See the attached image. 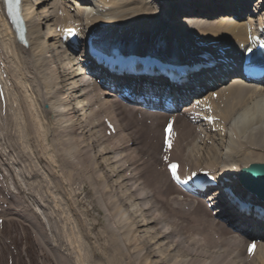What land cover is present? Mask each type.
<instances>
[{
  "label": "bare ground",
  "instance_id": "obj_1",
  "mask_svg": "<svg viewBox=\"0 0 264 264\" xmlns=\"http://www.w3.org/2000/svg\"><path fill=\"white\" fill-rule=\"evenodd\" d=\"M50 1L51 0H37V2L34 3L31 0H26L25 11H26V16H27L28 21H29L30 29L32 31L31 33H32L33 38H31V39L34 41V45H35V51H36L35 56L38 59V65L36 68L38 70V74H37L38 80L41 78V80L39 81V82H41V88H43L46 91V95H47V96L46 95L43 96V98L45 97V99H44V102H42V103L51 102L50 103L51 109L48 111H44L43 115L41 114L44 118V121L46 122V128H47L45 133L43 131L44 134L42 136H47V135H49V132H50V134L52 136H49V137H51V139H54L56 134L58 136H59V134L63 135V136L66 135V137L70 134V137H71V135L73 137V133H75V130L76 129L79 130L78 125L77 126L73 125L74 127L65 126V127H67L66 131L60 130L61 128H59V130H60L59 132H58V130H54V129L50 130V129L53 128V124H54L52 116H51L52 114H54V111L58 112V113L56 112L55 114H61L64 116L65 112L66 113H67V111L69 112L70 109H72V111H73V110H76L79 108V107H75V108L69 107V101H68L69 99H67V96H65V92L67 90H69V92L72 94L75 92L74 89L78 86V82L73 81V80L80 76V74H79L80 72L75 71V69H74L75 64H73V62L70 61V59L68 57H67V60H69V61L65 60L64 55L62 53L59 54V53H57V51L55 52V49L57 50L60 48L59 37L57 34V26L58 25H69V24H71V22L69 23V21H68V20H70V16H71L70 10H74V9L70 8V10H69L67 8L68 6L59 7L58 2H60V0H57L58 2L57 3L55 2L56 4L51 6V9H53V11L49 12V10L47 11V9L50 5V3H49ZM70 1H73V0H70ZM167 1H170V0H167ZM196 1H197L196 5L199 6L198 7L199 11H201L203 13L205 12L207 15V19H205V21L207 23L199 22V21H202L203 17H200L199 14H194L198 10V8H192L193 10L192 9H184L181 5L179 6L177 3H171L170 2V8L168 10H166V15H165L166 18H169V21L172 22L171 27L173 30L170 32V34L165 33L164 25L161 23V21L157 20V15H159V13H155L156 11L152 10V6H150L149 0H110L108 3L112 6V8H110L109 10H107L105 12H102L101 10H99L95 13V15L92 13V8H91V12L90 11L86 12V10L88 8H86L85 6L84 7L80 6L81 4H78V3H76L75 6H76V11H77V16L83 17L84 24L87 27L93 26L94 24H96V22L98 20H104L105 22L106 21L114 22V24L110 26V27H112L113 31L119 33L123 39H126L128 41H134V42L142 43L141 47H144L147 45H152L153 42H150L149 38L152 37V38L156 39L160 35L163 37H167L168 40L172 39L173 44H175L176 47H178V44L180 43V41H186V42H189L191 44L208 45V47H210V49H212V50H217L219 48H222L225 51H227V56L229 57V61H231V63H232L231 69L234 68V64L239 60V52L241 51L242 48H244L246 45H248V43L251 42L252 33L248 30L245 22L233 20V18L231 17V15H233V14H230V11L228 9L219 10L220 8H223L226 5L225 0H196ZM44 2H46V5H43L41 8H39L40 10L37 7H35L37 4H40V3L42 4ZM259 3H264V0H260ZM186 4L187 3H184V5H186ZM203 4H207V5H205L204 8L202 9L201 6ZM257 5H259V4H257ZM82 7L84 9H81ZM215 11L218 12L216 15L214 14ZM185 12L188 13V15L185 16L186 19L182 23H178L177 18L180 15L179 13H185ZM153 15H155V16H153ZM208 15H212L213 17L212 16L208 17ZM148 18L150 19L151 25L152 26L154 25V27H156V28H154L155 30H152L151 29L152 26H151L147 30L145 35L141 36V28H145L146 26L149 25L148 24L149 23ZM1 19H2V17L0 16V21H1ZM52 19H56V22H55V24H53L54 26L53 25L50 26L48 24L49 32H47V34H49V35L43 34V27H44V25H46V24H42L43 21L46 20V23H48ZM79 21H80V19L76 22H79ZM135 22H138V23H135ZM128 24H130V25H128ZM78 25L82 26L81 23ZM199 28H202V29H199ZM192 32L196 35H193ZM47 38H48V40L49 39L52 41L55 40L56 43L59 44V46L57 47L56 46L57 44H55L54 42H53V44H49L47 41ZM23 51H25V49L22 47V45L17 43L15 41V39L14 40L11 39V42L9 43V46L7 49V54H8L9 58L12 56L11 60H12L13 64L15 65V67L16 68L18 67L17 70H18V73L21 77L25 76L24 75L25 71L29 72L31 70V67L27 66L26 62L24 61V57L22 54ZM53 51H54V53H53ZM64 53L66 54V52H64ZM20 61H21V63H20ZM64 61L65 62L67 61V62L64 63ZM81 61H84V60H81ZM64 70H65V72L67 70L70 71V72H68L67 76H70L71 78H69L67 82H65V81L63 82V78H65V76L63 75ZM28 80L29 79H27V81ZM71 81H73V82H71ZM57 85H59V86H57ZM263 86L261 87V86L249 85V84H246L245 82L241 81L240 79L235 78V80L232 81V83L230 85H226L219 90V93H220L219 99L217 101H215L216 113L219 115V117H221V119L223 121H225V123H227V125H231L230 122L233 121L234 119L236 120V117L239 119L238 125L233 124L234 138L232 140H228V141H231V143H229L228 145H227L228 141L225 140L224 137L223 138H214L215 142H216V140L218 142L212 146L208 145V146H205V148H202L201 145L200 146L196 145L195 141H196L198 134L196 132H194L193 128H195V127L192 126V124H190L189 120L187 119V116H189L191 113H188V114L187 113L186 114L179 113L177 115L176 122L178 124L179 129H181L182 135L184 137V144L188 145L189 148L191 147V149H189V148H188L189 150L187 149L188 154H186V157H183V158H185L184 162H183V164H184L183 165V168H184L183 171H189L190 169H192L194 167H200L202 165H206V166L211 167V168L220 167L219 170L221 172L224 171L225 167L231 168L232 166H236V168L233 167L231 170V171L235 172V171H238L240 168L244 167L250 161L264 162V87ZM39 88L40 87H37V89H36L35 86L33 85L31 88L32 93L35 94L36 91L39 90ZM18 90L20 91L18 94H21L22 88L21 89L18 88ZM18 90H16V92ZM104 93H107V92L97 93L96 95L93 96V99H95L98 102V99L102 96V94L104 95ZM57 95L60 96V99L57 98L55 100V97ZM35 96L37 97V95H35ZM39 97H41V96H38V98L36 99L37 102L39 101L38 100ZM52 98H54V99H52ZM9 101L11 102L10 97H9ZM21 101L22 102H19V103L21 104L22 110L20 109L19 112L22 113L24 122L28 124V122L24 118V113L27 114L28 121H32V122H30L31 125H29V127L30 126L32 127V128L30 127L32 131L29 128V132L30 133L31 132L40 133V129L35 127V123L38 122V120L36 121L37 113H35L33 108H32L30 114H28L29 113L28 107L30 105H28L23 98ZM55 101H57V103ZM254 102H255V104L252 105V103H254ZM113 103H114L116 109L119 110V112L121 113L122 116L125 115V116H127V117L129 116L131 118V121H129V123L131 125L129 127L130 128L132 126L137 127V129L135 128L137 131H135V132L133 131V132L136 136L140 135L142 137V138L137 139L138 143L141 144L144 142V144H146L147 148H148V142L150 141L149 145H150L151 156L149 159L151 160L154 157H155V159L153 161L151 160L150 164L146 162L147 163V164H145V165H147L146 169L143 168L144 164H143V166H140L141 168H139L140 173L143 174L145 177L144 183L146 182V186H147V188L145 186H143L144 188L139 190V193L141 194V196H143L146 189L151 190L150 191L151 194L147 195V197H143V198L146 199V198L151 196V200L149 202H146V203L149 204L150 202H153V198H154L155 202L160 204L159 205L160 208L156 207V209L158 208L157 211L163 210L162 212H160L159 217L151 216L148 219L146 217L147 214H143V215H141L140 220H138L136 222H132V224L130 222V226L132 225L135 228V230H137L138 226L148 225L149 223H152V222H156V224L159 223V225H160V223H162L163 221L165 222V220H163V218H164L163 213L165 212V214H167V216L170 217V220H172L171 222H169V219L167 217L168 221L166 220L167 221L166 224H168V222H169L168 225H170V227L165 228L166 225H164L162 227L159 226V228L158 229L156 228L154 233L152 231V234H150V236H149L153 240H150L148 238H146V240L147 241L149 240L151 243H155L156 240H154V239H156L157 237H158V239H160L161 237L165 238V239H169L171 236V237L175 238L174 239L175 241L174 240L171 241V239L168 241V242H171V244H168V243L166 244V245H168V247H165V248H168L166 251L162 250L163 248L161 249V251L157 250V247L161 248L160 245L158 246V244H157V246H155L156 248L153 245V247H154V248L152 247L153 250H150L152 248L145 247L147 245V243L145 242L146 240L134 239L135 237H130V238H127L128 236L125 237L126 242H125L124 246L122 245L123 249L121 247V244H119L117 242L116 243L115 242H113V243L108 242L109 245H108L107 249H109L110 251H107L106 254L103 253V251L102 252L100 251L103 256L105 255L104 257H106L108 264H123L125 262V259H127L131 256L133 257L134 253L135 254L137 252L140 253L141 250H145V249L147 251L146 253H148V255H147L148 260L146 259V263L150 264L151 261L148 262L149 259L151 258L150 254H152V256L154 254V256L160 255L162 262H164L163 260H165V261H168L170 264H178L179 262L177 263V261H176L177 257L183 255L182 256V262L180 264H187V261L185 258V256H186L185 253L182 255L175 253L173 258H172V256H170L171 253L170 254L168 253L169 252L168 250L171 249V247H173L172 245L178 239H180V238H178L180 236H177L178 233L180 232V235L186 234V233H183L186 231V229H190V230L193 229V231L196 229L195 235L196 234H199V235L202 234V231H204V234L206 232L209 235V243L207 246H210L211 249L222 247V248H229L228 250H230L231 253H235L236 251H239V253H242L241 249H243V245L246 241L245 238L242 236L236 235L227 226H225L221 222L215 220V218L212 217V214L210 213L209 209L204 205L202 200H200L199 198L198 199L190 198V196L188 194L181 191L176 185H174L172 183V181L168 178V175L166 174V172L162 171L156 165L160 162V161L156 160V158L158 159V156H157L158 148L161 146V151L163 149L162 142H161V145L159 146V141H160L159 137H161L160 131H159V126L161 125V122L164 119L165 120L167 118L169 119L171 116H175V115L173 113H161V112L152 113L145 108L138 107L137 105L125 104L122 102V100L117 99L115 96L113 98ZM25 105L27 107H24ZM90 105H92V104H90ZM10 106H11V104H8L7 112L8 111L10 112L11 107H12V106L11 107ZM258 107H261L260 112H259L260 115H259L257 120H253V116L257 114ZM25 109H26V112H25ZM81 109L82 108H79V111ZM23 111H24V113H23ZM75 112H78V110H76ZM95 112L92 114L91 117H89L88 120H85L82 118L83 119L82 121H86L85 126H88L89 128L91 126V129L93 127H95L96 123L97 124L100 123L99 119H97V120L93 119V115H95L96 117H100V112L99 111L98 112L95 111ZM104 112H105V110H104ZM70 113L71 112H69L67 114H70ZM55 114H54V116H55ZM79 114H81V113L79 112ZM79 114L77 116H79ZM29 117H30V119H29ZM96 117H94V118H96ZM79 118H80V116H79ZM0 119H1V117H0ZM2 119H3V121L5 120V118H2ZM80 120H81V118H80ZM16 123H18V122H16ZM125 123H126V119H124V122L122 123V125L123 126L125 125V127H126V125H129L128 122H127L128 124H125ZM49 125H50V127H49ZM163 126L164 125H161V130H163V128H164ZM63 129H65V128H63ZM123 129H124V127H123ZM153 130H155L156 135L153 133ZM69 131H71V133H69ZM105 131H106V129H105ZM54 132L56 134L53 135ZM59 138L62 139V143H64L68 147H70L71 144L72 145L75 144L74 143L75 141H73V139H75V138L69 139V137H68V139H66V140L60 136H59ZM105 138H106V136L104 137V139ZM51 139H48V140H51ZM202 139H204V138H200L199 141H201ZM221 141L223 142L222 145L226 144V146H222L220 144ZM34 143H35V141L33 142V147H34ZM60 143H61V140H60ZM247 143H248V145H247ZM44 144L45 143L43 142L41 147L38 148V150L40 153L43 152L46 154L47 148ZM221 146H222V148H221ZM49 147H51V146H49ZM51 148H53V147H51ZM71 148H73V147H70V149ZM245 148H247V149H245ZM63 149H65V148H63ZM73 149H75V148H73ZM73 149L71 151H73ZM77 149H78V147H77ZM224 149H225V152H223ZM244 149L246 150L245 153L243 152V151H245ZM38 150H36V152ZM20 151H23V149L19 150L18 152L14 151V153L18 154ZM161 151L159 153H161ZM194 151H196V154L193 153ZM204 151L207 152L206 153L207 155H205L206 156L205 159L207 161V164H205L206 162H204V164H203L202 159L200 157L201 152H204ZM129 152H130V150H129ZM67 153H68V151L66 152V154ZM22 154H25V153H22ZM37 155H39V154H37ZM98 155H103V152L99 153ZM2 156H5V154L3 152H2ZM195 156H199L200 158L197 157V160H196ZM87 157L89 158V156H87ZM100 157H94V158L99 159ZM113 157H115V161H122V165L124 164L125 161L121 160L120 157H118V156H113ZM16 158H17V156H16ZM16 158L14 159V161L16 160ZM39 158H40V155H39ZM71 159H70V162L74 161L73 157ZM23 160H24V158L19 160V161L22 162ZM78 160H79V158H78ZM56 161L54 160L55 163H56ZM79 161L77 162L78 165L81 164V162L79 163ZM90 161L91 160H88L87 167H88ZM103 163L104 162L102 161L101 164H103ZM75 164H76V162H75ZM99 164H100V162H99ZM75 166H77V165H75ZM32 168H34V165L30 166V168L24 167L22 169V171L24 170V173L26 174L27 178L38 176V175H31L30 174ZM81 168H83V167H81ZM37 169H38V167H37ZM117 169H115V171ZM83 170H84V168H83ZM138 171L136 172L137 174H138ZM106 172H109V171H106ZM118 172H121V171H118ZM109 174H112V172L111 173L109 172ZM107 175H108V173H107ZM114 176H115V174H114ZM116 176H117V174H116ZM100 177H103V176H100ZM55 180H56V178H55ZM101 182H103V183L97 184V186L95 185V183L92 184V185H94L93 186L94 189L97 190V193H95L96 195L99 194L98 193V191H99L98 187L100 188V190H102L101 188H103V192H104V190H105V192L107 191L108 180L104 177L101 179ZM104 184H106V186ZM125 188H126V185H125ZM23 192H26L25 189H23L21 193H23ZM101 194H102V192H101ZM128 194H130V193H128ZM133 194H136V192L131 191V195H133ZM28 195L32 198L31 194H28ZM103 197H104V194H103ZM132 198H134V197H132ZM125 199H128V198L125 197ZM137 199H142V198H137ZM22 201L25 203L24 198L22 199ZM112 201H114L113 198H112ZM113 203L114 202H112V204ZM112 204H110V205H112ZM113 205H116V204H113ZM94 206H97V203H95ZM152 206L155 207L156 204H153ZM110 207L112 208L113 206H110ZM108 209H109V206H108ZM103 213L105 214V212H103ZM138 216H139V214H138ZM35 225L38 228L40 227L36 223H35ZM136 225H138V226H136ZM43 227H44V225H43ZM132 231L133 230L129 228V230L125 231V232L126 233L127 232L132 233ZM111 232H113V231H111ZM248 232H250L251 234L254 233L258 236L260 235L259 231L256 229H253V230L250 229L246 233H248ZM87 233H89V231ZM172 233H176L177 235L174 236L175 235L174 234L172 236ZM191 233L194 235V233L192 231H191ZM187 235L188 236H185V238L187 237L186 242L184 240L185 238H182V240L180 242L178 241L179 244L176 242L178 245L176 244L175 247H177L178 249L184 247L186 245L185 243H188L187 239L192 237L191 235L189 236V234H187ZM167 236L169 238H167ZM204 236H203V238H204ZM143 238H145V237H143ZM87 239H90V238L87 237ZM204 240H206V239L204 238ZM157 242H159V240H157ZM134 243H139V245H141V248L137 252L133 253L131 251V249L134 247ZM190 244L197 246L198 248L199 247L208 248L207 246L201 245L202 243L201 244H198V243L194 244L191 241ZM204 245H205V241H204ZM93 246H95V244ZM97 246H98V244H97ZM135 246L136 247H134V251H135V249H137L138 245H135ZM39 247H40L41 253H44L42 255L44 258L43 264H47L48 261L45 260V257H47L48 255H47V252H46L45 247H44V242L41 246L39 244ZM92 247H91V254H92ZM210 248H208V249H210ZM70 249L72 250L71 247H70ZM258 250L259 251H258L257 256L258 257L261 256V262L263 264L264 263V242H262L259 245ZM158 251H159V253H158ZM193 251H195V250H193ZM245 251H246V247H245ZM75 252L77 253L78 250ZM100 252H99V254H100ZM192 252H190L191 255H196V254H193ZM94 254H96V253H94ZM235 255L237 256L236 253H235ZM80 256H81V254H80ZM82 256H83V254H82ZM91 256H93V254ZM216 256H215V254H213L211 256V258H213V260H214L215 258H217ZM94 257H95V255H94ZM99 257H100V255H99ZM99 257L97 256L95 263L99 262ZM69 259H70V257H69ZM103 259H105V258H103ZM241 259L244 260V261L242 260V263L240 261ZM81 260H83V259H81ZM151 260H153V259H151ZM236 260H239V262H236L235 264H245V262H246L245 256L243 258H241V255L240 256L238 255ZM76 262H77V259H76ZM78 262L80 264V261H78ZM70 263H71V261H70ZM135 263H136V261H135ZM74 264H76V263H74ZM189 264H194V263L192 262ZM246 264H247V262H246ZM259 264H261V263H259Z\"/></svg>",
  "mask_w": 264,
  "mask_h": 264
},
{
  "label": "rangeland",
  "instance_id": "obj_2",
  "mask_svg": "<svg viewBox=\"0 0 264 264\" xmlns=\"http://www.w3.org/2000/svg\"><path fill=\"white\" fill-rule=\"evenodd\" d=\"M33 1L35 2L37 0H33ZM69 1L68 0H60V2H58L57 0H51L49 2L50 5H49L47 11L49 10L50 12H52L53 9H51V6H53L54 4H56L58 2L59 7L68 6L67 8L69 10H70V8L74 9V10H70L71 16H70V20H68L69 23L70 22L75 23L79 19L80 20L82 19V21H84L82 16L81 17L77 16L76 6L72 7L73 3L69 2ZM176 1L179 2L180 3L179 5H181V6H186L188 4V1L186 2V0H174V2H176ZM44 3L39 4L37 8L39 9L43 5H46V2H44ZM184 3H187V4L184 5ZM80 6H82V5H80ZM150 6H152L153 11H156V12L158 11V9L156 8V5H154V3L150 2ZM83 7L81 9H84ZM182 16H184V14L180 15L177 18L178 23H182L183 19H180ZM55 22H56V19H52L48 23H46V20H44L42 24H46V25H44V27H43V34H47V32H49L48 24L50 26H52L53 24H55ZM147 28H149V27H147ZM199 29H202V28H199ZM192 34L196 35L193 32H192ZM47 35H49V34H47ZM48 38H47V41L49 44H53V42H54L55 44H57L56 45L57 47L59 46V44L56 43L55 40H53V41L50 39L48 40ZM56 51L59 54H61V53L63 54V51L60 48L57 50L55 49V52ZM53 53H54V51H53ZM66 62L64 61V63H66ZM20 63H21V61H20ZM74 69L79 70V66L75 65ZM68 72H70V71L67 70L65 72V70H64L65 74H63V75L65 76V78H63V82H64V80H65V82H67L68 79L71 78L70 76H67ZM25 73L27 75V71H25ZM25 73H24V75H25ZM35 78L38 79V76L36 75ZM81 79L82 78L77 77L73 81L78 82V84L80 85L83 83V80L81 83ZM40 80H41V78L39 79V81ZM73 81H71V82H73ZM39 83H40V85H39L40 88L34 94V95H37L36 99L38 98V96L46 95V91L43 88H41V82H39ZM227 85H229V84H227ZM252 85H256V84H252ZM34 86L37 89L36 85H34ZM57 86H59V85H57ZM262 86L263 85H261V87ZM40 89H42V91H40ZM19 92L20 91L18 90L16 93L18 94ZM84 92L85 91H83V92L75 91L72 94L69 92V90H67L65 92V96H67V99H69L68 100L69 101V107L75 108L77 106H81L82 104H84V102H85L84 97H82V94H84ZM78 96H81V97L79 98ZM57 98L60 99V96L57 95L55 97V100ZM44 99H45V97H44ZM52 99H54V98H52ZM78 99H79V101H78ZM30 102L32 105L28 107V111H29L28 114H30L32 108L36 109L34 102L33 101H30ZM55 102L57 103V101H55ZM37 103H39V101ZM47 103L43 106V109H49L51 107V104H50L51 102H49L48 104ZM253 104H255V102L252 103V105ZM93 106H94V103L91 105V107H93ZM24 107H27V106L25 105ZM40 107L41 106H39V108ZM79 108L76 109V110H78V112H75L76 110L72 111V109H70L69 112H71V113L67 114V113H69L67 111V113L65 112L66 115L64 114V116L61 114H55L57 111H54L55 116L53 115L54 116L53 117V123H54L53 128H51V129L49 128L50 130H52L54 128H61L60 130L66 131L67 127H70V126L74 127V126L78 125L79 130H77V129L75 130V133H73V137H72V135L70 137L69 133H71V131H69V133H68L69 135L67 137H66V135L63 136V135L59 134V136L63 137L65 140L68 139V137H69V139L75 138V139H73V141H75L74 142L75 144L70 145V147H73L75 149H73V148L70 149V147H68L67 145L62 143V139H60L59 136L55 133L56 131L53 133V135L56 134L54 139H51V137H49V136H52L50 134V132H49V135L42 136L45 133L47 128H46V122L43 120L44 119L42 116L43 114L41 115V113H38V115H41L43 119L41 120L39 117H36V121L38 120V122L35 123V127L40 129V133H34V132L30 133L29 132V128L31 127V126L29 127V125H31L30 122H32V121H28V116L26 113H24V111H23L24 118L28 122V124H26L23 120H21V117L19 116V118H18L19 122L16 119V122H18L17 124L7 126V132H8V136L10 138L8 143H10V144L12 143V145L15 146L16 147L15 149H17V150L22 149L24 147V148H26V151L29 152V155L22 154V153H24V151H20L18 154L16 153V156H17V158L15 157L16 162H17V160L19 161V160L24 158V160L21 162V164H22V168H21L22 175L24 176V178L26 177L24 170L22 171V169L24 167L30 168V166H33V165H34V168L31 169L30 174L31 175H38L35 177H29V178L26 177L27 179L24 181V186L29 191V193H27V195L31 194V196L33 198L31 201H28V204L26 205V210L30 214L27 215V217L21 216V218H17V217H15V218L18 219L23 224H28V222H25L28 220L33 222V223H35V221H36V224L40 226L38 228L35 224L32 223L31 227H32V230L36 231L39 234L38 237H39V241H40V243H39L40 246L44 242V247H45V250H46L47 255H48V256L46 255L48 258L45 257V260L48 261L47 264L48 263L49 264H74V263L79 264L78 261H80V264H108L106 257H104L105 255L103 256L101 254V252L103 251V253L106 254L107 251H110L109 249H107L109 243H113V242L116 243L117 242V243L121 244V247L123 249V246L126 242L125 237H127V236H128L127 238L135 237L134 239L146 240V238H148L150 240H153V239H151V237H149L150 234H152V231L154 233L155 229L156 228L158 229L159 226L162 227V226L166 225L167 227H170V225H168V224H169V222L172 221V220H170V217H168L167 214H165V212H164L163 213V216H164L163 220H165V222L163 221L162 223H160V225H159V223L156 224V222H152V223H149L148 225H142V226L136 225V226H138L137 230H135V228L132 225L130 226V222L132 224V222H136V221L140 220L141 217L138 216L139 213L142 212V215L147 214L146 217L149 219L151 216H153L157 212L158 208H160L159 207L160 204L156 203L155 199L153 198V202H151V203H152V205L156 204V206L153 207L151 205V207H149L148 209H145L144 202H149L151 200V196L146 198V199H144L143 197H147V195H150L151 190L146 189L143 196H141V194L139 193V190L144 188L143 186H145L147 188L146 182L144 183L145 177L143 174L140 173L139 168H141L140 166H143V164H144L143 168L146 169L147 165H145V164H147V163L150 164L151 160L153 161L155 159V157L152 158L151 160L149 159L151 156L150 145H149L150 141L148 142V148H147V145L144 144V142L139 144L137 139L142 138V137L140 135L136 136L134 134V132L137 131L136 130L137 127L132 126L130 128L129 126L131 124L129 123V121H131V118L129 116L127 117L125 115H124L125 117L122 116L121 113L119 112V110L116 109L117 112L122 116L121 117L119 115L122 123L124 122V119H126L125 124L129 123V125H126V127L124 125L123 127L126 131H128V133L131 135V137L137 143V144H135L134 147H132V149H130V152H129V150H127V151L125 150L123 152H120L119 153L120 155H124L123 156L124 158H122V157H120V158L123 161H127V159L132 161L133 158H137V157L140 158L138 168L136 166L134 167L136 172L139 170L138 174L135 172L133 174V177H134V175H135V177L132 180H130L129 182L124 181L121 184H118V183H120L119 181L123 180L122 176H124V174H123L124 171L118 172V171H121V169H122V167H121L122 161H115V157H113V156H116V155H114V152L112 153L113 155L111 153L106 154L107 152H110V150L104 149L105 151H103V155L97 156V157L101 156L100 157V164H99L98 158L97 159L94 158L96 160V163H94V161L91 160L88 167H87V162H88V160H90V157L88 158L87 156L90 155L89 154L90 150H91L90 147L94 146L95 140H93V139L95 138V136L104 135V133H103L102 126L97 128V129L96 128L93 129L94 128L93 127L92 130H90V128L88 126H85L86 121H82L83 119L88 120L89 117H91L95 111L91 112L90 108H88V109H85L84 111H82L81 114H79V112H80ZM93 108H95V107H93ZM26 109H25V112H26ZM260 109H261V107H258L257 114L253 116V120L258 119V117L260 115V113H259ZM21 110H22V108H21ZM89 112H90V114H88ZM78 114H79L81 120H80L79 116H77ZM178 114L179 113H176L174 115L177 117ZM94 117H96V116L93 115L94 120H97V119L101 120V118H99V117H96V118H94ZM16 118H17V116H16ZM29 119H30V117H29ZM238 120L239 119L236 117V120L234 119L233 121L230 122L231 125H233V124L238 125ZM162 124H163V122H162ZM65 126H67V127H65ZM49 127H50V125H49ZM31 128H30V130H31ZM63 128H65V129H63ZM60 130L58 129V131H60ZM43 131H44V133H43ZM159 131H160V136L162 137V146H163V134L161 131V125L159 126ZM153 133L156 135L155 130H153ZM161 137H159L160 140H161ZM200 137H203V135L199 134V138L197 137V139L195 141L196 145H198V146H200V144L198 143V142H200L199 141ZM48 139H51V140H48ZM5 140H6V137L4 138V141ZM60 140H61V143H60ZM34 141H35V143H34V147H33ZM43 142L45 143L44 145L47 148L46 154L43 152L40 153L38 150V148L41 147ZM217 142L218 141L216 140L215 143H217ZM160 144L161 143L159 141V146H160ZM220 144L222 145L223 142L221 141ZM96 145H97L96 147H98L99 143ZM105 145H109V142H105ZM247 145H248V143H247ZM1 146L2 145H0V147ZM49 146H51L53 148H51ZM201 146H202V148H205L204 144H202V143H201ZM206 146H208V145H206ZM222 146H224V145H222ZM222 146H221V148H222ZM77 147H78V149H77ZM96 147H95V149H96ZM63 148H65V149H63ZM72 149H73V151H71ZM189 149H191V147ZM245 149H247V148H245ZM36 150H38V151L36 152ZM67 151H68V153L66 154ZM97 151H98V149L96 150V152ZM160 151H161V146L158 148V154H160L159 153ZM2 152H4V154H5L4 157H6V154L9 152V150L8 149H2ZM243 152L245 153L246 150ZM10 153L12 156V152H10ZM193 153L196 154V151H194ZM206 153L207 152L204 151V152H201V154H200V157L202 159L203 164H204V162H206L205 164H207V161L205 159L206 158L205 155H207ZM37 154L40 155V158H39V155H37ZM91 154L96 155V153H93V152ZM72 157H73L74 161L70 162V159ZM197 157H199V156H195L196 160H197ZM78 158L80 161L78 160ZM12 159H13V156H12ZM54 160L55 161L57 160L56 163L54 162ZM156 160L159 161V157H158V159L156 158ZM78 161H79V163L81 162L80 165L77 164ZM102 161L104 162L103 164H101ZM75 162H76V164H75ZM158 164H160V163H158ZM75 165H77V166H75ZM101 165H103V166H101ZM37 167H38V169H37ZM81 167H83L84 170ZM116 168H118L117 169L118 171L117 170L115 171ZM218 168H220V167H218ZM106 171H109L110 173L112 171V173H114L115 176H114V174H109V172H106ZM107 173H108V175H107ZM116 174H117V176H116ZM100 176H103V177H100ZM104 177L108 180L107 191L105 192V190H104V192H103V188H101L102 190H100V188L98 187V190H99L98 193L100 195L99 194L96 195L95 193H97V190L94 189V187H93L94 185H92V184L95 183L96 186H97V184H102L103 182H101V179ZM55 178H56V180H55ZM137 182L141 183L142 186H140L137 190L134 191L131 187H132V185L136 184ZM125 184H126V188H125ZM104 185L106 186V184H104ZM131 191L136 192V194L131 195ZM101 192H102V194H101ZM128 193H130V194H128ZM21 194H26V192H23ZM103 194H104V197H103ZM125 197H127L128 199H125ZM132 197H134L135 199ZM112 198L114 201H112ZM137 198H142V199H137ZM112 202H114L113 204H116V205H113ZM95 203H97V206H94ZM110 204H112V205H110ZM108 206H109V209H108ZM110 206H113V207L111 208ZM156 207H158V208L156 209ZM143 209L146 211H144ZM159 211L162 212L163 210L162 211L159 210ZM103 212H105V214ZM11 217H13V216H11ZM156 217H159V216H156ZM167 217L169 219L168 224H166V222L168 221ZM11 219H14V218H11ZM40 222L44 223V227H43V224L41 225ZM129 228L133 230L132 233L131 232H127V233L125 232V231H128ZM29 229L26 228L27 231ZM34 231H32V232H34ZM88 231H89V233H87ZM111 231H113L114 233ZM191 231L194 233V235L191 233ZM8 233L13 235V239H14L15 244L19 250L20 249L24 250V248H22V247L27 246L28 244H30L32 242L30 237L27 240H25L21 236V234L19 233L18 225L13 226L12 222L10 223V225L7 224V226H6L5 234H8ZM183 233H186V234L180 235V232H179L178 235L176 233H172V236L174 234H175L174 236H176V235L180 236V237H178L180 239L177 240V243L179 244V242L182 240V238H185V236H188L187 234H189V236L191 235L192 237L187 239L188 243H185L186 245L180 249H178L177 247L174 246L173 250H171V252L169 251L168 253L169 254L171 253L170 256H172V258H173L175 253L179 254V255H182L185 253L186 254L185 258H186L187 264L192 263V262L194 264H233V263L235 264L236 262H239V260H236L238 255L239 256L241 255V258L244 257V248L241 249L242 253H239V251L235 252L237 254V256L235 255V253H231V251L228 250L229 248L219 247V248L211 249L210 246H207L209 243V235L206 232L204 234V231H202L203 235L202 234H200V235L196 234L195 235L196 229L194 231H193V229L192 230L186 229V231ZM203 236L206 240H204ZM87 237L90 239H87ZM143 237H145V238H143ZM167 238H169V237L167 236ZM186 238L184 239L185 242H186ZM170 239L172 241L175 238L170 236L169 239H165L162 237L160 239H158V237H157L156 239H154V240H156L155 243H151L149 240L148 241L146 240L145 242L147 243V245L145 247L152 248L153 245L155 247L158 244V246L160 245L161 248L157 247V250L161 251V249L163 248L162 250L166 251L168 249V248H165V247H168V245H166V244L167 243L171 244V242H168ZM157 240H159V242H157ZM191 241L194 244H197V243L201 244L202 243L201 245L207 246L210 249L203 248V247L198 248L197 246L190 244ZM204 241H205V245H204ZM177 243H175V244H177ZM94 244H95V246H93ZM97 244H98V246H97ZM135 245H138L139 247L137 246V249H135V251H134V247H136ZM244 245H245V243H244ZM30 247H31L30 249H27V250L25 249V251H27V255H25L24 258H21L19 260V264H41V261L38 259L39 254H41V253L36 250L38 247V244H35V245L33 244V247L30 244ZM70 247L72 248V250L70 249ZM91 247H92L93 256H91L92 255L91 254ZM134 247L133 248L131 247L133 249V250L131 249V251L133 253L137 252L141 248V245H139V243H134ZM153 248L150 250H153ZM2 250L4 251V253L1 251V254L3 256L0 257V264H6L8 254H9V248L5 249V247H3ZM77 250L79 253L75 252ZM193 250H195V251H193ZM159 251H158V253H159ZM99 252H100V254H99ZM146 252L147 251L145 249V250H141L140 253L137 252L136 254L134 253V255L132 254L134 258L131 256V257L125 259V262L123 264H149V263H146V259L148 260V257H147L148 253H146ZM190 252H192L193 254H196V256L191 255ZM94 253H96V254H94ZM80 254H81V256H80ZM82 254H83V256H82ZM213 254H215V256L217 255L216 256L217 258H215L214 260H213V258H211V256ZM94 255H95V257H94ZM99 255H100V257H99ZM150 255H151V258L149 259L148 262L153 261L154 262V263L152 262L153 264H170L168 261H165V260H163L164 262H162L160 255H158V256H156V255L154 256V254H153V256H152V254H150ZM97 256L99 257V262L95 263ZM182 256H179V257H182ZM69 257H70V259H69ZM103 258H105V259H103ZM76 259H77L78 263L76 262ZM81 259H83V260H81ZM151 259H153V260H151ZM134 260L136 261V263ZM242 260L243 259L240 260L241 263H242ZM70 261H71V263H70ZM151 262H150V264H152ZM181 262L177 261L178 264H180ZM245 264H246V262H245Z\"/></svg>",
  "mask_w": 264,
  "mask_h": 264
},
{
  "label": "water",
  "instance_id": "obj_3",
  "mask_svg": "<svg viewBox=\"0 0 264 264\" xmlns=\"http://www.w3.org/2000/svg\"><path fill=\"white\" fill-rule=\"evenodd\" d=\"M248 175L256 178H264V165H256L248 172Z\"/></svg>",
  "mask_w": 264,
  "mask_h": 264
},
{
  "label": "snow or ice",
  "instance_id": "obj_4",
  "mask_svg": "<svg viewBox=\"0 0 264 264\" xmlns=\"http://www.w3.org/2000/svg\"><path fill=\"white\" fill-rule=\"evenodd\" d=\"M8 3L11 6L13 4H18L19 3V0H8ZM69 31H71V30H69ZM176 167L177 166H175V165L172 166V168H173V175L178 178V175H177V172H176ZM251 247L254 248L255 245H252Z\"/></svg>",
  "mask_w": 264,
  "mask_h": 264
}]
</instances>
